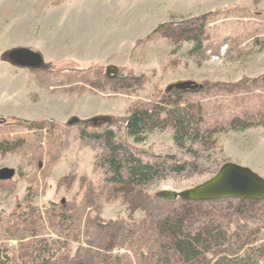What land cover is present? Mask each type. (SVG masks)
Segmentation results:
<instances>
[{"label":"rangeland","instance_id":"374dc122","mask_svg":"<svg viewBox=\"0 0 264 264\" xmlns=\"http://www.w3.org/2000/svg\"><path fill=\"white\" fill-rule=\"evenodd\" d=\"M186 29L202 38L198 55L189 52L195 31ZM18 47L40 52L45 66L6 62L3 54ZM111 65L115 76L106 74ZM180 81L201 86L178 92L201 105L211 140L190 154L169 129L135 142L125 117L159 104ZM93 117L105 119L94 125ZM0 119V168L16 170L0 181L3 247L17 250L36 231L68 243L76 264H176L155 224L181 199L159 193L190 189L227 162L264 178V0H0ZM106 128L143 162L186 170L142 188L111 183L108 149L90 136ZM231 203L220 204L230 216ZM60 214L71 216L66 230ZM241 222L264 244V199ZM68 255L61 250L60 261Z\"/></svg>","mask_w":264,"mask_h":264},{"label":"trees","instance_id":"16d2710c","mask_svg":"<svg viewBox=\"0 0 264 264\" xmlns=\"http://www.w3.org/2000/svg\"><path fill=\"white\" fill-rule=\"evenodd\" d=\"M206 16L197 17L205 19ZM205 21V20H204ZM188 26V25H186ZM185 26V28H186ZM160 27H167L165 24ZM155 29L154 31H157ZM191 32L193 29H186ZM190 37L193 43L189 49L190 54L198 55L203 51V42L200 34ZM193 31V32H194ZM171 95V96H170ZM53 122V120H49ZM204 122L203 109L200 104L189 103L183 99V93L173 92L166 94L159 104L151 108H134L124 119L126 134L135 142H144L149 133L169 129L172 132L175 145L186 153H194L196 144H205L213 137L215 131L209 132L202 128ZM37 122L29 123L31 128ZM254 122H247L244 128H250ZM256 125V124H255ZM264 126V122L260 124ZM232 126V124H231ZM234 126V125H233ZM81 135L84 131H81ZM94 140H101L108 149V155L103 159V164L108 167L110 177L108 180L124 188H142L152 185L158 180L167 177L168 171L182 173L187 165H171L168 160L160 162H143L129 148L116 140V134L111 128H106L101 133L90 135ZM2 150V149H1ZM173 160V159H172ZM236 201L235 213L229 215L222 203ZM261 200L226 199L219 201H186L181 200L158 220L155 228L158 234L169 240L165 249L173 252L176 264H262L264 257V244L251 237L241 222L242 214L250 204ZM232 204V203H231ZM39 218V217H37ZM24 222L33 225L26 220ZM71 220V216L60 214L58 225L64 230L69 226L63 223ZM234 220V221H233ZM2 218L0 215V227ZM236 224L233 231L231 225ZM65 226V227H64ZM62 229V228H61ZM27 230V229H26ZM32 232V241L19 246L17 250L10 251L0 244V264H76L71 262L74 257L68 250V243L58 240L40 238ZM61 243V245H60ZM61 250L69 257L60 261ZM164 263L163 258L158 259Z\"/></svg>","mask_w":264,"mask_h":264},{"label":"water","instance_id":"95a60500","mask_svg":"<svg viewBox=\"0 0 264 264\" xmlns=\"http://www.w3.org/2000/svg\"><path fill=\"white\" fill-rule=\"evenodd\" d=\"M3 59L19 68L41 69L45 66L44 57L40 52L27 47H18L6 51ZM119 72L116 66H108L106 74L115 76ZM113 73V75H111ZM201 88L193 81H180L167 87V91L192 92ZM103 117L89 119L94 125L102 121ZM78 121L72 118L70 123ZM16 174L13 168H0V181L10 180ZM159 196L166 200L186 201H219L226 199L263 200L264 199V178L249 167L237 163L227 162L218 171L204 182L183 191L167 189L159 193Z\"/></svg>","mask_w":264,"mask_h":264},{"label":"flooded vegetation","instance_id":"af4514ba","mask_svg":"<svg viewBox=\"0 0 264 264\" xmlns=\"http://www.w3.org/2000/svg\"><path fill=\"white\" fill-rule=\"evenodd\" d=\"M4 121H5V120H3V119H0V122H4ZM87 122H88V121H87ZM100 122H101V121H100ZM100 122H99V123H100Z\"/></svg>","mask_w":264,"mask_h":264}]
</instances>
